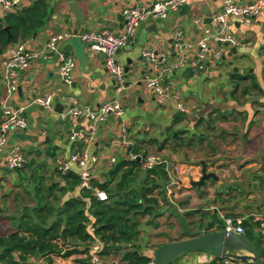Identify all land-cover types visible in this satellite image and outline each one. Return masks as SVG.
Wrapping results in <instances>:
<instances>
[{
	"label": "crops",
	"instance_id": "1",
	"mask_svg": "<svg viewBox=\"0 0 264 264\" xmlns=\"http://www.w3.org/2000/svg\"><path fill=\"white\" fill-rule=\"evenodd\" d=\"M37 0H23L20 9L32 6ZM54 10L48 25L44 30L36 34L30 41L26 42L29 48L40 49L55 34L69 31L73 33V37L69 38L61 45V49L67 55L75 60L76 67L73 73V84L70 87L62 85L58 76V64L53 62H35L20 74L19 89L17 94L11 100L16 107L30 105L32 101L47 94L55 97V111L47 112L37 106H29L26 111V117L29 122V133H15L10 137V145L18 143L26 156L30 158L44 159V162L38 163L45 170L46 184L51 185L58 183L60 186L65 185L64 180L58 174L55 162L58 159L69 160L76 153L86 152L89 156V165H92V159L97 158L98 164L94 168L95 181L105 183L108 180L107 173L112 168L109 164L111 156H116L117 164L126 161L130 150L125 146L115 148L114 144L122 137L123 129L128 131L131 143H144L150 147L149 142L156 140L159 143H165L169 128L176 131L182 129L179 125L187 121L196 122L211 114H223L228 118L236 115V112L242 107L232 100V92L235 89V81L232 75L240 77L251 76L254 81L264 91V12L255 18L250 27H244L239 24L235 26V38L241 43L238 48L226 47L227 53L222 58L218 67L207 64L206 70L196 76L192 71L190 76L186 70L190 68L188 65L184 68L176 69L169 77L168 83L173 85L180 93L183 105L190 111V115L183 119L182 122L175 125L177 109V101L169 99L166 106H159L154 92L148 89L144 83V78L149 74V69L143 59V52L152 50L154 52H164L169 56V62L176 64L180 56L186 59L188 63L194 61L197 48L196 43L201 38L205 28H213L212 17L223 7L224 0H194L188 10L181 9L177 13H172L166 20L150 21L144 23L137 30L132 42L123 48L117 55L118 61L126 68L130 65L137 73L127 75L128 90L122 97L124 113L121 117L112 116L106 123L99 126V131L94 141L86 146L80 142L70 140L71 125L61 120V112L56 110L57 105H61L64 109L65 103L61 99L62 95L74 96L84 105H92L99 108L101 105L116 99V88L113 77H111L104 67V57L92 53L88 46L83 43L79 35L90 31L111 30L116 34L123 31L124 24L121 16L125 7L134 6H150L156 2L166 0H49ZM238 4L251 3L254 0H232ZM76 3L83 11L87 21L77 28L78 23L75 15L70 13L69 5ZM93 20V21H92ZM78 30V34L74 33ZM179 30L184 37L186 47L180 53L176 49L175 31ZM1 56H0V100L4 96L5 85L1 77ZM251 81H244L237 88L240 92L243 85L250 84ZM230 86H227L229 85ZM252 84V83H251ZM222 85V86H221ZM21 89V90H20ZM260 99V98H259ZM259 100V106H262ZM264 102V101H263ZM258 101L251 106L247 103L243 108L244 114L248 115V120L242 129L243 134L247 133V139L244 142L245 148L254 145L260 146L264 151V140L257 143L255 138H260L264 131V127L260 125V118L264 116V110L256 108ZM197 113V121L192 116ZM2 112L0 109V120ZM252 126L250 127L249 125ZM82 127H86L84 121H79ZM157 131L158 137H153L152 131ZM247 130V131H246ZM264 135V134H263ZM155 136V135H154ZM153 137V139H151ZM158 139V140H157ZM162 139V140H160ZM241 142V143H242ZM167 145V144H166ZM168 146V145H167ZM166 151V150H165ZM264 153V152H263ZM54 155V158H50ZM6 153L0 155V187L9 179L11 171L5 167ZM262 163L261 173L252 175L251 182L259 183L263 189L259 195L260 205L253 210L254 199L256 196L240 197L235 191L219 192L220 208H216L215 213H219L220 217L229 214L240 215L239 217L246 219L252 217L255 222H261L260 231L264 236V156L260 159ZM250 164L256 165V161H250ZM116 164V165H117ZM209 173L219 171L221 160L218 157L213 161L206 163ZM74 170L77 168L72 166ZM185 166H181V172ZM202 164L193 172V176L199 174ZM107 171L106 173H104ZM185 171V172H184ZM58 174V175H57ZM202 175V174H201ZM196 177L194 180H200ZM187 181V182H186ZM181 182L184 189L192 186L191 181L185 177ZM217 181L210 180L206 183L209 189L210 185L214 187ZM212 186V187H213ZM204 188H197L195 190ZM256 195V194H255ZM218 196V195H217ZM218 196V198H219ZM82 192L79 188L70 190L66 198L80 199ZM208 195L203 193L199 196L204 200ZM224 201V202H222ZM34 204V203H33ZM212 207H205L203 211H212ZM22 209V208H21ZM20 209V210H21ZM256 212V214L254 213ZM246 215V216H245ZM223 219V218H222ZM224 221V220H223ZM187 239V238H181ZM176 241V240H175ZM80 256L83 259L80 264H86L87 258L83 252L74 254L69 257ZM142 255L153 257V252L149 249L142 251ZM118 259V261H115ZM63 259L54 257V259ZM112 258L110 262L105 264H121L119 256L111 255L105 257ZM68 259V258H64ZM184 263L191 264H214L217 259L209 254L192 253L181 260ZM240 264V263H239Z\"/></svg>",
	"mask_w": 264,
	"mask_h": 264
},
{
	"label": "trees",
	"instance_id": "2",
	"mask_svg": "<svg viewBox=\"0 0 264 264\" xmlns=\"http://www.w3.org/2000/svg\"><path fill=\"white\" fill-rule=\"evenodd\" d=\"M53 13L49 0H37L32 6L0 19V56L12 46L26 43L44 30ZM232 79L235 89L231 97L238 106L249 96H264L263 89L253 77L232 75ZM246 80L252 84L239 92L237 88ZM256 102L253 101L251 106ZM243 109L237 111L234 118L226 119L228 117L223 114H219L220 120L212 117L207 125L203 118L199 119L194 129H201L200 132L192 133L188 138L186 135L189 131L169 128L165 143L151 140L149 145L163 152L168 149L166 144L173 142L174 146L170 147L173 154L197 151L211 160L218 157L220 144L230 138L236 139L239 135V129H234V132L223 131L217 122L241 123L244 126L248 115L242 112ZM182 121L181 118L175 120V125ZM246 137L247 133L241 139L245 140ZM145 147L144 143H135L131 151L145 158L148 156ZM50 156L54 158V155ZM34 166V162L29 165L32 168L29 177L32 190L27 191L33 206L22 205L21 210L7 216L0 202V264H31L32 260H45L47 264H53L54 257L69 258L80 252L88 255L91 245L96 241L102 245L103 257L119 256L121 264H148L151 261L150 256L142 255V220L150 218L147 225H153L154 220L162 215L163 207L169 205L166 185L170 178L165 165L145 171L143 161H121L109 170L105 183L94 182V187L108 194L107 201H99L92 192L87 191L82 192L80 199L66 198L70 190L80 187L81 178L75 172L66 175L58 172L65 185H47L43 174L45 168L39 164ZM220 200L219 196L216 201ZM194 214L200 216L199 230L204 232L190 234L185 231L182 238L219 232L225 228L223 219L215 211L199 210ZM239 216L229 214L225 217L241 218ZM242 226L246 238L255 243L264 256L261 222H255L250 217L242 222ZM90 227L94 228L93 233ZM170 242L174 240L166 243ZM166 243L159 244L157 249ZM175 264L191 263L178 261ZM214 264H224V260L217 259Z\"/></svg>",
	"mask_w": 264,
	"mask_h": 264
},
{
	"label": "built area",
	"instance_id": "3",
	"mask_svg": "<svg viewBox=\"0 0 264 264\" xmlns=\"http://www.w3.org/2000/svg\"><path fill=\"white\" fill-rule=\"evenodd\" d=\"M135 1V0H134ZM194 0H166L156 2L150 6L125 7L121 16L124 28L120 34L111 30L90 31L79 35L81 41L85 43L89 50L97 55L104 57V67L107 73L113 77L116 88V99L96 108L92 105L82 104L74 96L62 95L61 99L65 103L61 113V120L70 123V140L80 142L89 146L98 134L99 126L106 123L110 117H121L124 113L122 97L128 90V79L125 67L118 61V53L129 45L135 37L137 30L144 23L150 21L166 20L172 13H177L184 6L190 5ZM23 0H0V19H5L8 15L16 13ZM264 12V0H254L247 4H238L232 0H224L223 7L212 17L213 28H205L201 38L196 43L197 53L194 61H188L179 55L176 64L169 62V56L164 52H154L146 50L143 52V59L146 62L149 74L144 78V85L152 90L157 98L159 106H166L169 99L177 101L179 112L190 115V111L183 105L180 93L173 85L168 83L169 77L176 69L184 68L187 65L192 69L196 76H200L207 68V64L218 67L222 58L227 53L226 47L238 48L241 43L235 38V26L239 24L250 27L253 21ZM73 33L65 31L53 35L40 49L29 48L26 43H19L12 46L4 55L1 56V77L5 85L3 98L0 100L2 118L0 120V155L6 153L5 167L8 171L16 172L23 170L28 159L22 147L18 143L10 145V137L15 133H29L30 126L26 117L29 106H37L47 112L55 111V97L47 94L35 98L30 105L16 107L11 100L19 89L20 74L27 70L35 62L56 61L59 67L58 76L63 86L70 87L73 84V73L75 71V60L67 56L61 49V45ZM176 49L182 52L186 47L183 34L175 31ZM79 121H84L86 127H82ZM125 146L130 150L127 160L143 161L144 170L150 171L157 165H165L169 174L170 181L166 185L167 198L177 197V193L185 186L180 180L173 178L174 172H181L178 167H173L169 161L159 156L137 155L131 151L133 143L129 140L128 131L123 129L122 137L114 144L115 148ZM97 158L92 159L89 165V156L86 152L76 153L69 160L58 159L55 162L56 170L61 175L75 172L81 178L80 191L92 192L93 197L99 201H107L108 194L94 187L95 175L94 168L98 164ZM116 156H111L109 164L114 167L117 164ZM72 166L77 169L74 170ZM213 211L215 209H212ZM225 223L224 231L245 236V229L242 226L243 218L222 217ZM91 232L94 228L90 227ZM102 245L96 241L92 244L89 254L86 255V264H105V257L102 254ZM148 264H155L154 257ZM224 264L234 263L229 259L224 260Z\"/></svg>",
	"mask_w": 264,
	"mask_h": 264
},
{
	"label": "rangeland",
	"instance_id": "4",
	"mask_svg": "<svg viewBox=\"0 0 264 264\" xmlns=\"http://www.w3.org/2000/svg\"><path fill=\"white\" fill-rule=\"evenodd\" d=\"M250 85L251 83L243 85L242 90L246 89ZM227 86H230V84ZM259 100L262 101V106H259ZM253 101H258V103L255 105L256 108L264 110V96L257 97L256 94L247 97L245 100H242L240 107L243 108L245 105L247 106V103H252ZM197 117V113L192 116L194 121L198 120ZM212 117L219 120L221 119L219 118V115L216 114L208 115L206 118L203 117L205 125L208 124L210 118L212 119ZM230 117L234 118L235 115L233 114ZM217 124H219L218 127L227 132H234V129H239V135H237L238 138H230L224 144H220L218 159L221 160V165L219 166L220 168L217 172V185L215 187L213 185H210L209 189L205 185L201 187L204 188L202 190H195L196 187H193L191 185L188 186L187 189L183 188L177 193V197L169 200L168 206L166 205L163 207L164 209L162 211V215L154 220L153 225H147L148 221H151L150 218L143 219L142 240L140 242V244L142 245V251L149 249L153 252L154 256V253L156 252L159 244L166 243L169 240H180L185 235V231L189 232L190 234H196L200 231L204 232V230H199L200 216L194 213L201 209H204L205 207H212L211 209L220 208L221 205H219L216 201L219 196V192H225L226 194V192L228 193L229 191H235L237 195H240L241 198L244 196L248 197L252 194L256 196L254 199V203H252V209L255 210L256 207L260 205L259 195L262 194L263 189L261 188L259 183L255 184L250 180L252 175H259L261 173L262 163L260 159L262 158V156H264L263 149L261 150L260 146L256 145L252 146L251 149L245 148L244 142L240 141V139L242 138L243 129L241 123H237L236 125H234L233 123H229L226 121L224 123L217 122ZM195 125L196 124L192 123L191 121H187L183 124H180L179 126L182 129H189V134L186 135V137L188 138L192 133L200 132L201 129H194ZM260 125L261 127H264V116L260 118ZM260 132L264 134L263 128L262 130H258V133ZM150 133H153V137H155V139L158 137L156 130H153ZM263 134L260 138H255L257 143L264 140ZM153 137L151 139H153ZM167 145L168 149L163 152H160L155 146L149 147L147 145V147L145 148L148 151L149 156H159L169 161V163L172 164L175 168L179 166V168L181 169V166H185L184 170H186L187 173L184 174L183 171L179 173L174 172L172 174L173 178L182 181L185 177H187V179H189L191 183L199 182V180L195 181L194 178H199V176L201 177V169L198 172L199 174H196V176H193V172L191 171L195 172L196 168L200 167L202 163L206 164L213 161V159L209 160L207 157H205L204 154L197 151L183 152L176 155L170 151V147H173L174 143L168 142ZM27 159V166L21 171L10 172V175L8 177L9 179L2 187H0V202L4 205L7 216L14 215L22 208V205L33 206V203L30 201V197L27 193V191L32 190V185L29 180L32 168H30L29 165L34 162V167H36L38 163L44 162L45 160L30 158L29 156L27 157ZM252 160H255L257 162L256 165L250 164V161ZM106 172L107 171H105L104 173ZM203 193H206L208 195V197H206L204 200L199 198V196ZM4 199L6 200L4 201ZM188 213H193V215L187 216ZM254 213L256 214V212ZM243 220L245 219L243 218ZM246 220H249L248 216L246 217ZM82 250L84 249H81V251ZM62 258L63 259L53 258V264H80L81 261H83V259L78 255L70 259H64V257ZM111 259L112 258H105V262H110ZM114 260L118 261V259H115V257ZM31 264L47 263L45 260H32Z\"/></svg>",
	"mask_w": 264,
	"mask_h": 264
},
{
	"label": "water",
	"instance_id": "5",
	"mask_svg": "<svg viewBox=\"0 0 264 264\" xmlns=\"http://www.w3.org/2000/svg\"><path fill=\"white\" fill-rule=\"evenodd\" d=\"M69 8L70 13L75 15L78 23L77 28H79L80 25L87 21V18L76 3H71ZM188 9L189 5L183 7L184 11ZM74 34L77 35L78 30ZM125 71L127 75L134 72L137 73L131 65L126 67ZM186 72L190 76L193 74L191 68H188ZM61 109L63 110V107L57 105L56 110L61 112ZM175 118H187V114L178 112ZM201 174L199 182L192 183L193 187L201 188L210 180L218 181L215 173L208 172L205 163H202ZM192 253L209 254L216 259H229L234 263L240 264H264L263 253L257 248L255 243L247 239L246 236L227 233L224 230L166 243L156 250L153 257L155 264H175Z\"/></svg>",
	"mask_w": 264,
	"mask_h": 264
}]
</instances>
